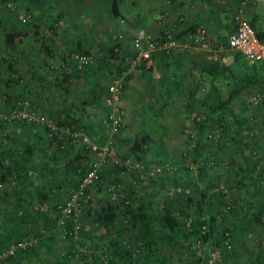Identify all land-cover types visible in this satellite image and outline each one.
<instances>
[{"label": "rangeland", "instance_id": "374dc122", "mask_svg": "<svg viewBox=\"0 0 264 264\" xmlns=\"http://www.w3.org/2000/svg\"><path fill=\"white\" fill-rule=\"evenodd\" d=\"M164 5L163 0H120L119 14L115 15L112 11L111 0H0V23L6 28L13 25V27L21 25L24 33H26L25 35L33 37V40L24 38L25 45L30 43L34 44L36 47L40 46L39 42L42 38H45V35L59 40V46L64 45L65 43L61 42L62 40L60 39V30H70L69 25H72V30L80 37L90 34L95 35L97 32L102 33L103 31H106L107 35L110 34L112 41H116L117 43L119 42L118 34H123L121 30L124 32L127 31L126 34H129L126 36V40L129 39L131 34L133 35L138 28L152 31L150 29L152 24L153 26L157 24L156 31H158L161 27L158 19L162 14L161 9ZM222 5H226L225 8L222 7L221 11L225 18V22L231 24L233 11L230 7L227 8L226 3ZM150 7L154 8L148 11V8ZM20 15H29L25 23H22L19 20ZM122 19H124L123 23L121 22ZM51 24L57 31H54V28H50L49 25ZM225 31V34L223 33L222 35L220 33V36L214 37L213 40L215 42L225 40L226 38L224 37H227L229 34L228 30ZM75 36L71 38L75 39ZM98 37L101 38L102 36L98 35ZM2 41L4 42V39L3 34L0 31L1 57L3 54ZM128 41L130 42V40ZM121 42L122 40L119 43ZM14 49H16V46H14ZM14 53L13 56H15ZM106 53L107 55L109 54L108 46H105V50L104 48L98 49L96 54L90 53L94 58L93 63L95 64L97 59H101ZM230 53L237 52L233 51ZM112 58V60H114V57ZM112 60H108V63L110 64L109 66L112 69L110 72L115 71V67L113 66L115 61ZM0 67H2L1 61ZM184 88L186 87H180V89L183 90ZM219 89L220 92L218 94H220L221 97L225 96L227 88L220 87ZM5 90H7V87H0V109H8L14 104V102L20 99V95L18 94V97L13 100L12 104L7 106L3 98L4 95H6ZM197 90L199 91L200 98L194 100L196 104L194 107L197 108L200 113L188 111V108L185 107L186 101L191 100L186 97L184 99V91L179 90L178 93L175 91L172 94L169 103L162 108L161 115L158 114L160 107L159 103H156L155 107L151 110H149L150 108L146 105L142 108H138L139 115L135 114L136 117L133 116L135 112L133 107L130 106L126 115L125 111L124 113L122 112L127 119L125 127L123 124L120 132L117 135H112L110 126L108 125V132L106 133L107 135L102 138L103 141L93 140L87 129L84 127V130L89 137L99 144H104L106 141L111 140L112 152L121 158V162L119 164L105 163L101 168L105 174L103 180H99L94 185L88 187L83 195L80 196L79 211L75 216V221L73 220L74 226L76 224L78 225L77 232L74 234L77 248L80 247V250L89 254L93 253L95 258H106L104 253H107L105 251L108 246L107 235L103 231L98 233V231L95 230L93 215L89 214L87 209L97 208L100 204L104 203L107 198L115 199L116 192L108 179L112 178V175L114 174L113 171H116L117 166L124 167L121 171V187L132 185L139 198L151 199L153 201V207L156 210H161L164 206H167L173 211L175 216L178 217H180V211L185 207L189 208L190 219L196 217L194 209L196 208L195 203L199 201V196L194 194V203L192 202V206L190 207L186 201V196L179 193L175 194L174 190L176 187L182 186L188 181H194L199 187L203 186L204 181L199 179V165L205 167L203 176L205 181L211 180L229 186L228 189H225V198L227 202L225 206H219L216 202V200H218L217 198H214L210 203L206 200L202 202L203 213L206 218L215 215L220 222V219H222L223 216L228 215V222L230 225L236 220L234 219V214H232V210L236 209L235 205L254 203L258 206L260 201L252 198L251 191L248 190L247 187H250V166L253 163V159L249 158L251 143L256 145L253 150L255 152L254 156L258 160V165H256L257 170H264V122H262L261 119L263 116V110L259 107L260 105H247L244 101H241L236 106L232 107L233 113L229 111L212 112L208 107V104L212 102L209 98L205 97L204 99L207 104L205 103L201 105V98L208 94L207 87H197ZM245 95L247 96V94ZM245 97L243 100H245ZM104 103L105 105L102 104L97 110L98 115H100L102 119H104V117L107 119L106 111H110V107L106 102ZM32 108L34 107L32 106ZM221 113H223L222 119H220L219 116ZM45 115L52 117L59 128L60 126H68L70 129L80 128L75 125L71 126L67 123H61L60 119L52 115ZM203 116L205 119L209 118L208 120H212L207 122L204 127L200 126L196 120L197 117ZM156 121L160 124H156ZM238 121H242L241 126H238ZM173 123L176 125L173 126ZM0 124L2 125L0 126V137L1 134L4 133H17L19 124H24L26 128L33 131L39 129L33 125L21 122H5ZM103 126L105 128L104 123ZM164 126L167 128L165 134L162 132ZM216 126L217 128H215ZM146 131H151V134L156 136L160 135L162 132V135H160L158 140L146 147L147 151L142 157L138 158L136 156H130L129 147L132 139L136 134ZM177 134H179L178 137ZM214 134H216V138L214 137ZM56 135L57 139L62 143V150L61 153H58L57 141L54 140V143L50 146L53 150H51L52 154L49 157L54 160H57L55 157L57 154L59 157H64L65 152L68 151L69 144L72 143L67 132L58 131ZM121 135H123V137ZM190 135H192L191 140L189 139ZM238 138L242 139L241 145L236 141ZM196 141H199L202 146V154L199 156V159H197L198 163L195 162L196 157L193 158L192 152L193 145ZM173 147H176L174 157H172V155L169 157L170 154L164 155L163 153H160L161 150L165 148H167V151L171 152ZM81 148V144L77 143L75 147L76 151ZM185 152H187L186 155H184ZM173 159H175V162L180 161L182 165L184 164V167L187 166L188 172L179 170V165L174 161H171ZM55 163L56 162L53 164L45 162L43 164L44 166H42L46 172L44 181H46L48 186L45 187V189H42V203L33 196L30 198V202L33 204L28 210V212L31 213L32 220L35 219L38 225L34 228L30 223L24 224V231H32H30L28 237L21 240L20 243H23L24 245L25 243H28L26 245L32 243L33 249H41L42 252L46 251L47 247L42 243H39L41 231L43 229L42 224L46 218H48V220L55 218L56 226L62 229V234L60 237L56 238L55 244L52 248L53 253L58 254L64 252L69 247V242L67 243L63 240L65 236L63 226H65L68 218L63 225L58 223L60 212H58L57 217H55L56 211H54L53 207L55 202H59V205L64 203L70 193L76 189V178H68L61 175V172L63 171L62 166L59 164L56 165ZM136 164L139 165V170L135 169L134 165ZM154 167L159 168V171L155 170L153 173ZM133 170L135 171L136 176L132 175ZM80 177H78L77 183H79ZM15 182L14 178H10L7 182L0 183V228L4 232H10V226L7 223L6 217L8 219V217L14 216V210L17 209L16 203L14 202L16 194L11 193L16 184ZM51 183L52 187H49V184ZM233 201H236L237 204H233ZM17 225L16 222L14 226ZM111 234L113 236L116 235L115 229L112 230ZM228 236L225 231L221 248L228 251H232V248L234 249L233 256L228 258L229 264H254L251 260V258L253 259V254L259 252V250L262 251V253L264 251V224L261 227H254L253 230L247 233L242 241H233L229 236L230 248L226 247L225 244ZM98 237L102 239L98 240ZM126 239L129 240L130 244H133L132 235H129ZM96 244L97 246L95 247ZM186 246H189L188 249ZM15 247L16 245L12 243L5 251H8L9 253L11 249H14V252L16 250ZM204 249L205 247L201 249L198 244L192 243L191 239H189L186 241L185 247L181 248L178 253L174 255L173 263L182 264L179 259L187 257L191 251H196L197 255H203L205 253ZM34 251L31 253L33 257L31 264L38 263ZM240 251L243 254L241 257H237L236 253ZM77 261H79V258L73 259L71 264H78ZM0 262L2 263L3 260L1 261L0 259ZM263 263L264 254L261 257L259 264ZM20 264H24V259L20 261Z\"/></svg>", "mask_w": 264, "mask_h": 264}, {"label": "trees", "instance_id": "16d2710c", "mask_svg": "<svg viewBox=\"0 0 264 264\" xmlns=\"http://www.w3.org/2000/svg\"><path fill=\"white\" fill-rule=\"evenodd\" d=\"M119 2L120 0H111L112 11L115 15L119 14ZM167 10L169 9H165L161 13ZM249 22L255 29L253 21L249 20ZM186 23L187 26L184 27L183 31L180 30L181 33H184L186 30L191 29L196 25V23L190 24L187 21ZM166 25L169 26L170 22H166ZM52 27L53 25L51 24L50 28ZM0 31L3 34L4 45L11 48L19 44L22 35H24L21 25L6 28L0 23ZM256 34L260 40H264L262 33L256 30ZM118 41L120 42V40ZM119 42L115 45H118ZM115 45L108 49V53L112 57H115V55L119 53V50L117 52L114 51V48L116 47ZM45 46H48V44H45ZM73 51L76 52V50ZM78 53L86 54L88 51L83 50ZM8 65L11 69L13 68V64L8 63ZM92 66L93 63L84 67L82 70H89ZM67 78L68 77L65 76V79ZM245 88L248 87H232L229 95L231 97L228 98V100H222L220 94H217L218 99L208 104L210 111H229L233 113L230 99L239 94ZM179 90L184 91L185 97L191 100L186 101L185 107L188 108V111L200 113L198 109L194 107V105H196L194 100L197 87H186L184 90L180 89V87H163L162 91H165L167 101L160 105V113L158 112L159 115L162 114V108L169 103L168 98H170L175 91L178 93ZM85 103V101H82L80 105ZM205 103L207 104L203 99L201 105ZM109 113L110 111L107 110V121ZM219 116L220 119H222L223 113ZM208 119H205L204 116L200 117L198 124L204 127L207 122L212 121ZM263 119L264 116H262V121ZM241 124L242 121H238V126H241ZM70 125L73 126L72 124ZM74 125L85 129V125L77 121L74 122ZM0 126L2 125L0 124ZM37 131L42 135L43 139L45 138L48 141L49 145L53 144L54 140H56L57 151H59L58 153H61L62 143L57 139V135L50 140L47 138V131L45 128L41 127ZM189 139H192V135H190ZM7 140L0 139V183H5L10 178H14V181H16L11 193L16 194V196L14 195V202L16 203L17 209L14 210V216L8 217V219L6 217L7 223L10 226V232H4L0 228V259L1 261L3 260L0 264H20V261L23 259L24 264H31L33 258L31 253L36 248L33 249L32 244L25 245L24 247H19L18 244L21 240L27 238L29 232L32 231H24V224L30 223L34 228L38 225L35 219L32 220L31 213L28 212V210L33 204L30 202V198L33 197L34 193L40 197L41 203L43 201L41 196L42 189H45V187L48 186L46 181H44L46 172L41 167L37 168L39 161V159H37V152L29 142H23L15 138ZM236 141L241 145V138H238ZM153 142L154 141L149 133L143 132L136 134L129 147L130 156H136L138 158L142 157L147 151L146 147ZM250 145L251 151L249 158L253 159V163L250 166V187H247V189L251 191L252 198L258 199L260 203L258 206L254 203H242L239 205L236 201H233V204L237 205H235L236 209L232 210V214L235 216L234 219H236L232 224L229 225L228 215L223 216L222 219H220V222L215 215L208 218L204 216L202 202L206 200L210 203L214 198H217V204L219 206H225L227 204L225 189H228L229 187L227 184H219L218 182L211 180L205 181L203 177L205 172L204 166L199 165V179L204 181L203 186L199 187L194 181H188L182 186L176 187L174 190L175 194L179 193L186 196V201L190 207L194 200V194L199 196V201L195 203L196 208L194 209L196 217L191 219L189 225H187V219H189L190 215L188 207L181 210L180 217H178L175 216L173 211L167 206H164L161 210H156L153 207V201L151 199L139 198L132 185L121 187V171L124 167L117 166L116 171H113L114 174L112 175V178L108 179L116 192L115 199L107 198L105 202L100 204L97 208L87 209L89 214L93 215L95 230H97L98 233L103 231L107 235L108 246L105 249L107 253H104L106 258H101L102 260L100 257L95 258L93 253L89 254L80 250V247L77 248L74 240L75 235L73 234L74 221L72 217L68 218L65 226H63L65 231L63 240L67 243L69 242L68 249L62 253H53V245L55 244L56 238L60 237L62 234V229L56 226L55 218L52 220L46 218L42 224L43 229L41 231L39 243L46 246L47 250L42 252L41 249H36L34 251L35 258L38 262L37 264H71L73 259L77 258H79V261H77L78 264H174V255H176L181 248L185 247V243L189 239H191L192 243L198 244L201 249L205 247V253L203 255H197L196 251H191L187 257L179 259L180 263L229 264L228 258L233 256L234 249L232 248V251H228L223 248L224 251L221 248L225 231L228 232L233 241H242L247 233L253 230L254 227H261L264 224V170H257L256 165H258V160L254 156L255 152L253 150L256 145L254 143H251ZM201 151L202 146L199 141H196L193 145L192 151L193 158L196 157V163H198L197 159H199V156L202 154ZM186 154L187 152L184 153V155ZM90 160L91 155L85 148L82 147L81 149H78L74 156H69L64 159L61 175L68 178H76L75 185L77 187V184H79L77 183L78 177L86 172ZM178 169L188 172L187 166L184 167V164L182 165L181 163L179 164ZM132 175L136 176L134 170L132 171ZM32 176L35 177V181L31 179ZM104 177L105 174L103 169H101L97 181L103 180ZM36 180H38V184ZM49 187H52V183L49 184ZM58 206L59 202H55L53 207L54 211H56L55 217H57L59 212ZM16 222L18 225L14 226ZM114 229L116 235L113 236L111 232ZM129 235H132L133 244H130L129 240L126 239ZM97 239L101 240L102 238L98 237ZM12 243L16 245V250L13 254L1 257V254L4 253ZM96 246L97 244L95 247ZM186 247L188 249L189 246ZM242 254L241 251L236 253L237 257H241ZM263 254L264 251L262 253L260 250L259 252L254 253L253 259L251 258L253 263L259 264Z\"/></svg>", "mask_w": 264, "mask_h": 264}, {"label": "crops", "instance_id": "0c3cea01", "mask_svg": "<svg viewBox=\"0 0 264 264\" xmlns=\"http://www.w3.org/2000/svg\"><path fill=\"white\" fill-rule=\"evenodd\" d=\"M224 3L227 4V8L230 7L233 11L234 4L232 6V1L223 2L221 0H163L165 5L161 10H181L185 14L188 23H204L208 27L211 37L214 38L219 37L220 33L225 34V30L230 33L233 28L232 23L227 24L225 22V18L221 13L222 7L225 8L226 6L222 5ZM153 8H148V11ZM246 15L249 20L253 21L255 31L257 30L263 35L264 0L249 2ZM156 25L153 26L152 24L150 26L153 32L157 30ZM69 26L70 30L68 31H65V29L60 30L61 42L65 43L64 45L60 44L62 46H59V40L46 35L45 38L40 40L39 47L30 43L25 45L24 38L33 40V37L25 35L26 33L22 35L19 44L15 45L16 49L6 47L2 41L0 87H7V90H5L6 95H4L7 106L12 104L18 94L20 95L19 98L30 97L32 106L37 111L57 117L61 120V123L72 125L75 121L82 123L93 140L103 141L102 138L108 132V121L105 117L102 119L98 115L97 108L102 104L105 105V96L108 92L107 86L114 75L118 73H125L124 89L118 104L121 110L123 108L122 112L125 111V115L128 108L133 107L134 117H136L135 114L139 115L138 108H142L144 105L151 110L156 103L159 102L161 105L167 101V95L162 91L163 87H207L208 94L201 98V102L205 97L211 101H216L220 87L227 88L226 95L221 98L222 100H228L231 97L229 95L232 87H248L230 99L231 107L236 106L241 101L245 102L243 100L245 94L248 96L255 92L264 93V63L248 64L240 53H229L226 57V63L220 65L209 61L204 53L187 48L172 56H167L164 53L156 54L149 68L131 66L129 59L133 56V52L131 43L128 40L131 41L132 34L126 40V36L129 34H126L127 31L124 32L120 29L123 35L125 34L124 39L121 43L115 45L116 41L113 42L110 34L107 35L106 31L80 37L74 33L72 25ZM53 30L57 31L56 28ZM98 35L102 37L100 38ZM74 36L75 39L71 38ZM45 44H48V46H45ZM113 44L119 47V53L112 60L115 61V64H113L115 67L114 72H110L112 69L108 60L111 59H108L107 53L101 59H97L91 69L86 71L78 69L73 59L74 53L85 50L88 53L96 54L98 49L104 48L105 50V46H108L109 49L114 46ZM73 50H76V52ZM13 53L16 57L13 56ZM8 63L13 64L12 69ZM65 76L68 78L65 79ZM197 91H195V100L200 98L199 91ZM183 98L185 99V95ZM170 100L168 98V101ZM82 101L86 103L80 105ZM259 107L263 110L261 111L264 116V102ZM262 122H264V119ZM126 123L127 119L123 115L124 127ZM156 124L160 123L156 121ZM175 125L173 123V126ZM166 129L164 126L162 131L164 134ZM17 130V133L1 134L0 138H15L23 142H29L37 152V159H39L37 168L41 167L43 169L42 166L45 162L51 164L56 162V165L63 166L66 157L74 156L77 153L75 149L77 143L72 142L69 144L64 157L56 155L57 160L50 159L51 150L53 149L38 131L30 130L24 124H19ZM162 132L160 135H162ZM146 133L151 135L154 142L160 137V135L151 134V131H146ZM121 136L123 137V135ZM178 136L179 134H177ZM175 148L173 147L171 152L165 148L160 153L170 154L169 157L171 155L174 157ZM171 161L175 162V159ZM175 163L179 165L181 162L176 161ZM31 179L35 181L34 176ZM36 181L38 184V180ZM33 196L41 202L36 193Z\"/></svg>", "mask_w": 264, "mask_h": 264}, {"label": "built area", "instance_id": "2783aa9c", "mask_svg": "<svg viewBox=\"0 0 264 264\" xmlns=\"http://www.w3.org/2000/svg\"><path fill=\"white\" fill-rule=\"evenodd\" d=\"M221 1H232V6L234 4L232 12L233 28L225 40L215 42L209 33L208 27L204 23H198L191 29L181 33L180 30L183 31L184 27L187 26L184 13L181 10H167L160 15L158 22L161 24V27L158 31L152 32L144 28H138L133 33L130 41L133 52V56L129 59L131 66H144L149 68L156 54L164 53L167 56H171L187 48L204 53L209 61L220 65L226 63L227 55L233 51L240 53L248 64L264 63V40L259 39L246 15L248 3L253 0ZM28 17L29 15H20L19 20L25 23ZM169 21L172 23L167 26L166 22ZM121 22L123 23L124 19ZM123 38L124 35L122 33L118 34V40L121 41ZM118 50L119 47L114 48L115 52ZM108 55V59L112 60V56ZM73 59L78 69H83L94 61L93 56L89 53H74ZM124 83L125 73H118L114 75L108 85L106 103L110 107L108 122L112 135H117L123 126L122 110L118 103L124 89ZM263 102L264 93L255 92L245 97V103L247 105L256 106L261 105ZM196 120L199 121L200 117H197ZM5 122H21L37 128H45L47 138L50 140L54 138L58 131H65L72 142L81 144L91 155L92 158L89 167L80 177L78 186L70 193L67 200L58 206L60 212L58 223L62 225L67 218L72 217L75 221V216L79 211L80 196L83 195L88 187L96 183L102 166L105 163L119 164L121 162V158L112 152L111 140L106 141L104 144H99L93 141L83 128L70 129L68 126H60L59 128L52 117L46 116L32 108L29 97L18 99L8 109H0V123ZM214 137L216 138V134H214ZM134 167L136 170H139L138 164L134 165ZM155 170L159 171V168L154 167L153 173ZM190 222L191 219L189 218L187 225ZM77 229L78 225L76 224L73 234L77 232ZM226 234L228 236V232ZM31 244L29 243V245ZM225 244L226 247L230 248L229 236L226 238ZM25 245L23 243L18 244L19 247H24ZM13 250L11 249L9 253L5 251L1 254V257L12 254Z\"/></svg>", "mask_w": 264, "mask_h": 264}]
</instances>
